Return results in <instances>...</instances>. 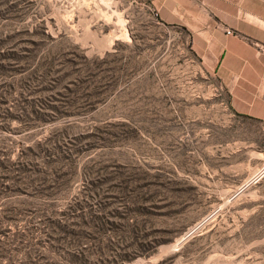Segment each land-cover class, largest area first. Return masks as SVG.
<instances>
[{
	"label": "rangeland",
	"instance_id": "1",
	"mask_svg": "<svg viewBox=\"0 0 264 264\" xmlns=\"http://www.w3.org/2000/svg\"><path fill=\"white\" fill-rule=\"evenodd\" d=\"M28 23L43 24L71 46L66 82L77 83L67 88L110 90L93 111L32 131L16 130L17 121L6 129V109L21 103L22 88L41 87L39 75L2 71L0 134L15 146L13 158L30 133L40 139L68 119L76 125L70 138L94 134L80 145V167L110 163L147 174L171 203L182 231L130 264L174 255L172 264H264V179L251 182L264 166V123L233 114L227 91L186 32L159 24L147 0H2V41L7 30ZM15 41L2 45V64L13 59L6 49ZM85 182L80 177L75 185Z\"/></svg>",
	"mask_w": 264,
	"mask_h": 264
},
{
	"label": "trees",
	"instance_id": "2",
	"mask_svg": "<svg viewBox=\"0 0 264 264\" xmlns=\"http://www.w3.org/2000/svg\"><path fill=\"white\" fill-rule=\"evenodd\" d=\"M13 40L6 49L13 59L2 64V45ZM71 51L43 24H21L3 41L0 28V80L2 71L39 75L41 87L22 88L21 103L6 109L4 128L17 121L16 130L32 131L93 111L105 99L110 88H67L77 83L66 82ZM63 123L40 139L30 133L18 142L15 158V146L0 134V264H130L172 242L182 230L163 185L122 165L80 167V145L94 134L70 138L76 125ZM80 177L86 182L76 186ZM176 257L156 264H172Z\"/></svg>",
	"mask_w": 264,
	"mask_h": 264
},
{
	"label": "crops",
	"instance_id": "3",
	"mask_svg": "<svg viewBox=\"0 0 264 264\" xmlns=\"http://www.w3.org/2000/svg\"><path fill=\"white\" fill-rule=\"evenodd\" d=\"M147 1L159 24L186 32L194 54L227 91L233 114L264 123V52L255 44H264V0Z\"/></svg>",
	"mask_w": 264,
	"mask_h": 264
},
{
	"label": "built area",
	"instance_id": "4",
	"mask_svg": "<svg viewBox=\"0 0 264 264\" xmlns=\"http://www.w3.org/2000/svg\"><path fill=\"white\" fill-rule=\"evenodd\" d=\"M158 17V16H156ZM226 33L230 36H240L238 32L233 29H227ZM261 52H264V44L255 43ZM264 178V166L252 177L251 182L259 183Z\"/></svg>",
	"mask_w": 264,
	"mask_h": 264
}]
</instances>
